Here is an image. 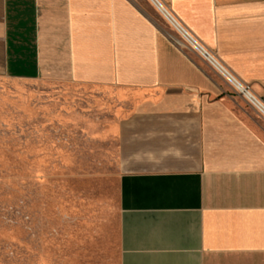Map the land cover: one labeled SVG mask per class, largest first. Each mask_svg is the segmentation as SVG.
<instances>
[{"label":"crops","instance_id":"1","mask_svg":"<svg viewBox=\"0 0 264 264\" xmlns=\"http://www.w3.org/2000/svg\"><path fill=\"white\" fill-rule=\"evenodd\" d=\"M160 1L264 99V0ZM0 73L96 88L112 264H264V114L133 0H0Z\"/></svg>","mask_w":264,"mask_h":264},{"label":"rangeland","instance_id":"2","mask_svg":"<svg viewBox=\"0 0 264 264\" xmlns=\"http://www.w3.org/2000/svg\"><path fill=\"white\" fill-rule=\"evenodd\" d=\"M133 1L171 45L210 64L155 3ZM96 96L66 79L0 73V264L117 257L121 171L99 139Z\"/></svg>","mask_w":264,"mask_h":264},{"label":"built area","instance_id":"3","mask_svg":"<svg viewBox=\"0 0 264 264\" xmlns=\"http://www.w3.org/2000/svg\"><path fill=\"white\" fill-rule=\"evenodd\" d=\"M156 1V3H159L160 5H162L163 4V6L165 5L164 3H161V1L160 0H155ZM166 7V6H165ZM167 8V7H166ZM168 9V8H167ZM167 11V10H166ZM167 14H168V16L170 17V18H172L173 19V21H174V23H176L177 24V26H178V29L182 32V33H184V34H186L187 35V39L193 44V46L196 48V46H198L199 47V49L198 48H196V49H198L199 51H200V49H201V53H202V55L210 62V64H212V65H214L216 68H217V70H219L228 80H230L234 85H235V81H237V80H235L234 78H233V76L228 72V71H226V69L222 66V64H220L219 62H218V60L216 59V57L212 54V53H210L207 49H205L199 42H198V40L195 38H193L192 36H191V34H189L188 33V31L182 26V24L179 22V21H177V19L176 18H174L173 17V15L171 14V12L168 10L167 11ZM196 45V46H195ZM226 75H229V77H232V78H229L228 76H226ZM234 79V80H233ZM238 82V81H237ZM239 83V82H238ZM244 85V84H243ZM236 86V85H235ZM237 87V86H236ZM244 89H246V90H249V87L247 86V85H244V87H243ZM238 89V88H237ZM239 90V89H238ZM250 91V90H249ZM240 92H242V91H240ZM243 93V92H242ZM253 99H255L256 101H258V100H260V101H262L263 103H264V99H262V98H257L256 96L254 97L253 96ZM251 100V99H250ZM253 103H254V101H252ZM255 104V103H254ZM256 106V105H255ZM257 107V106H256ZM258 109H259V107H257ZM260 111H262L263 113H264V111L263 110H261V108L259 109Z\"/></svg>","mask_w":264,"mask_h":264},{"label":"bare ground","instance_id":"4","mask_svg":"<svg viewBox=\"0 0 264 264\" xmlns=\"http://www.w3.org/2000/svg\"><path fill=\"white\" fill-rule=\"evenodd\" d=\"M152 2L156 3L155 0H152ZM156 5H157L158 8L160 9L161 13L164 14V16H165L166 18H168V19L170 20V22H171V23H172V24L178 29L177 24L174 23L173 19L170 18V17L168 16L167 11H166L167 9H166L163 5H160L159 3H156ZM178 30H179V29H178ZM180 32H181V31H180ZM181 33H182V32H181ZM182 34H183L185 37H187L186 34H184V33H182ZM195 46H196V45H195ZM196 48L199 49L198 46H196ZM200 51H201V49H200ZM226 76L229 77V75H226ZM229 78H232V77H229ZM233 80H234V79H233ZM234 83H235V85L237 86L238 89H241V91H242L243 93H245L246 96H248L249 99H251V101H254L255 105H256L257 107H259V109L261 108V110L264 111V103H263L262 101H260V100L256 101L255 99H253V96H254V95H252V94L250 93L251 91L244 89V88L242 87V85H239L237 82H234ZM254 97H255V96H254Z\"/></svg>","mask_w":264,"mask_h":264}]
</instances>
